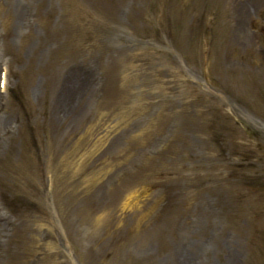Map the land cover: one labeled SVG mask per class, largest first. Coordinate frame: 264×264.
<instances>
[{
  "label": "rangeland",
  "instance_id": "rangeland-1",
  "mask_svg": "<svg viewBox=\"0 0 264 264\" xmlns=\"http://www.w3.org/2000/svg\"><path fill=\"white\" fill-rule=\"evenodd\" d=\"M0 264H264V0H0Z\"/></svg>",
  "mask_w": 264,
  "mask_h": 264
}]
</instances>
